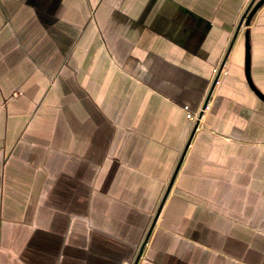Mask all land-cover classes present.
<instances>
[{
    "label": "crops",
    "instance_id": "1",
    "mask_svg": "<svg viewBox=\"0 0 264 264\" xmlns=\"http://www.w3.org/2000/svg\"><path fill=\"white\" fill-rule=\"evenodd\" d=\"M251 1L0 0V264H264Z\"/></svg>",
    "mask_w": 264,
    "mask_h": 264
},
{
    "label": "water",
    "instance_id": "2",
    "mask_svg": "<svg viewBox=\"0 0 264 264\" xmlns=\"http://www.w3.org/2000/svg\"><path fill=\"white\" fill-rule=\"evenodd\" d=\"M264 4V0H252L248 7L246 8V11L241 19L240 26L242 23H245L246 26H248L255 15V13L259 10V8ZM245 36V74L247 81L250 85V87L255 91V93L262 99L264 100V94L260 91V89L254 84L252 78H251V73H250V65H251V52H250V33L249 29L245 30L244 33ZM211 95V92H210ZM209 95V96H210ZM209 96L207 100L209 99ZM147 239V237H146ZM146 239H144L140 251L143 249Z\"/></svg>",
    "mask_w": 264,
    "mask_h": 264
},
{
    "label": "built area",
    "instance_id": "3",
    "mask_svg": "<svg viewBox=\"0 0 264 264\" xmlns=\"http://www.w3.org/2000/svg\"><path fill=\"white\" fill-rule=\"evenodd\" d=\"M228 74V67H227V61L226 59H222L217 63L213 69V75L211 78L210 82V87H209V94L210 92L212 93V90L215 86H217L223 77H225ZM210 97V96H209ZM208 100L204 103V105L200 108L198 112H192L191 110L188 109V106H185V112H186V117L191 120L192 126L197 127L202 119V116L204 114V111L207 108ZM125 264H135V260H130L127 261Z\"/></svg>",
    "mask_w": 264,
    "mask_h": 264
}]
</instances>
